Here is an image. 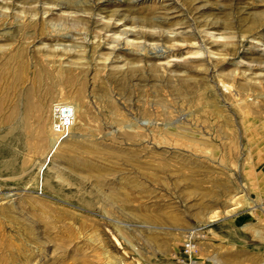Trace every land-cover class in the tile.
Instances as JSON below:
<instances>
[{"label": "rangeland", "instance_id": "obj_1", "mask_svg": "<svg viewBox=\"0 0 264 264\" xmlns=\"http://www.w3.org/2000/svg\"><path fill=\"white\" fill-rule=\"evenodd\" d=\"M188 257L264 264V0H0V264Z\"/></svg>", "mask_w": 264, "mask_h": 264}, {"label": "built area", "instance_id": "obj_2", "mask_svg": "<svg viewBox=\"0 0 264 264\" xmlns=\"http://www.w3.org/2000/svg\"><path fill=\"white\" fill-rule=\"evenodd\" d=\"M76 111L73 106L57 102L52 107L51 112V127L52 131L56 135V141L58 145H61L71 133V129L75 123ZM190 245L187 246V253H191ZM190 256V255H189ZM188 261L194 264V260L188 257Z\"/></svg>", "mask_w": 264, "mask_h": 264}, {"label": "bare ground", "instance_id": "obj_3", "mask_svg": "<svg viewBox=\"0 0 264 264\" xmlns=\"http://www.w3.org/2000/svg\"><path fill=\"white\" fill-rule=\"evenodd\" d=\"M61 103H66V104H69V105H71V106H73L74 107V105L73 104H71V103H69V102H66V101H63V102H61ZM75 109V108H74ZM52 133L53 134H55L53 131H52Z\"/></svg>", "mask_w": 264, "mask_h": 264}]
</instances>
